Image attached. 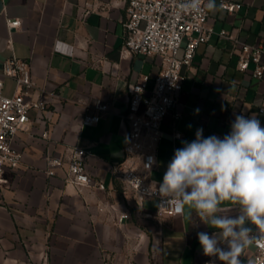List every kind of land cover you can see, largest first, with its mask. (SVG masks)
Returning a JSON list of instances; mask_svg holds the SVG:
<instances>
[{"label": "crops", "instance_id": "0c3cea01", "mask_svg": "<svg viewBox=\"0 0 264 264\" xmlns=\"http://www.w3.org/2000/svg\"><path fill=\"white\" fill-rule=\"evenodd\" d=\"M231 1L241 9L209 12L215 33L183 69L176 107L182 115L177 120L171 111L164 120L154 180L162 182L175 149L198 129L222 138L236 115L253 112L264 127V77L237 68L241 44H264V0ZM8 18L22 25L10 31ZM125 20L124 4L112 0H0V70L12 54L28 60L34 97L47 103L29 112L14 142L21 164L0 182V264H223L203 254L197 236L215 229L195 213L191 223L158 217L156 199L141 205L113 173L125 156L130 87L147 74L151 88L162 69L160 56L123 54ZM3 92L13 95L15 81L7 79ZM98 101L109 110L97 124H83ZM75 145L90 151L87 172L104 188L67 184V165L47 174L49 156L64 157ZM254 251L246 249L242 264L253 261Z\"/></svg>", "mask_w": 264, "mask_h": 264}, {"label": "built area", "instance_id": "2783aa9c", "mask_svg": "<svg viewBox=\"0 0 264 264\" xmlns=\"http://www.w3.org/2000/svg\"><path fill=\"white\" fill-rule=\"evenodd\" d=\"M117 2L124 4L126 10L123 54L160 56L162 69L151 88V77L147 74L130 87L129 110L125 116L129 125L125 156L114 165L113 173L124 183L125 191L131 192L141 205L148 198L156 199L158 205L159 197L147 194L146 190L154 181L151 173L157 168L158 149L165 133L164 120L171 111L177 120L180 119L182 114L176 111V107L186 80L183 69L192 65L198 48L211 39L215 29L203 4L200 12L187 13L179 7L182 0H112V3ZM219 5L230 13L242 7L241 3L231 0H219ZM7 24L12 31L20 27L22 21L8 18ZM219 34L233 39L227 30H221ZM237 68L242 72L249 71L256 78H263L264 44H241ZM7 79L15 81V92L11 96L3 92ZM35 92L30 62L12 54L0 70V182L8 169H16L21 164L23 155L14 142L17 133L30 120L29 112L47 107L41 96L34 97ZM94 108L97 113L85 114L83 124H97L109 110V105L98 101ZM43 136L48 138V132H44ZM174 137H182V133L176 132ZM89 155L87 149L71 146L64 157L49 156L47 174L54 176L58 169L67 165V184L79 191L90 186L104 188L103 183H93L87 172L86 159ZM149 157L156 161L150 171L145 166ZM159 183L157 181V187ZM156 215L163 218L176 214L169 206L157 207ZM123 217L127 218L128 214ZM254 247V264H264V246Z\"/></svg>", "mask_w": 264, "mask_h": 264}, {"label": "clouds", "instance_id": "9594fccd", "mask_svg": "<svg viewBox=\"0 0 264 264\" xmlns=\"http://www.w3.org/2000/svg\"><path fill=\"white\" fill-rule=\"evenodd\" d=\"M202 4L209 12L221 7L216 0H182L179 7L198 13ZM181 143L162 182L157 187L152 181L147 194L159 197V209L171 206L189 223L195 213L216 230L211 235L197 233L205 256L217 257L223 264H242L246 249L264 246V127L255 112L250 117L240 114L222 138L204 137L203 129H198L194 140ZM154 163L149 157L145 166L150 171ZM233 210L235 215L230 214Z\"/></svg>", "mask_w": 264, "mask_h": 264}]
</instances>
